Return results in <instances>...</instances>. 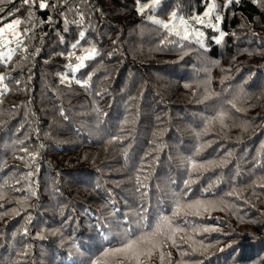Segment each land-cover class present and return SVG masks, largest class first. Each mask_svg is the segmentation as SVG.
Masks as SVG:
<instances>
[{"label": "trees", "instance_id": "1", "mask_svg": "<svg viewBox=\"0 0 264 264\" xmlns=\"http://www.w3.org/2000/svg\"><path fill=\"white\" fill-rule=\"evenodd\" d=\"M55 2L48 0L47 10L34 9L32 24L27 23L28 12L21 5V11L16 14L25 21L21 30L34 27V32L30 33L34 39L26 41L30 60L24 61L23 54L17 50L7 67L0 64V74L6 76L9 89L0 97L3 100L0 113L5 110L14 113L11 118L0 117L6 120L0 127V183L9 169L12 170L9 174L15 173L17 177L36 169L30 180L34 187L38 185L39 195L38 199L29 200L30 224L22 218L25 213L14 216L9 211L0 216V264L9 259L15 264H90L103 248L118 246L119 232L114 225H104L108 229L104 234L106 240L92 227L96 224L94 214L110 211L102 206L109 191L116 200L115 207L120 209L116 217L109 219L133 212L141 204L149 223L157 214L170 215L171 194L183 191V181L188 178L181 157H193L197 143L205 145L200 155L194 156L198 162L219 159L228 151L232 156L227 158L229 162L224 167L194 173V177L199 175L200 178L191 185L188 198H203V189L222 175L223 180L212 193L232 206L224 208L222 205L203 216L187 217L189 225L195 222L200 227L219 229L194 236L195 240L210 245L205 256L192 252L187 243L182 244L180 250L168 246L164 248L163 264H199L201 260L204 264H240L241 255L245 258L244 264H264V243L261 242L264 238V189L259 187L264 183L260 179L264 177V96H261L264 92V51L260 48L264 38V7L253 0H240L224 7L226 0H215L224 17L222 30L228 36L218 45L214 42L218 33L199 25L206 34L207 51L185 42V54L181 59L175 45L163 48L159 45L165 32L153 20L167 22L171 12L177 11L179 16L190 21L203 13L205 0H161L160 5L146 9L143 15L138 14L137 8L150 5L151 0H139V3L137 0H68L85 14L87 35L83 47L88 46L89 40L96 42L108 69L109 79L103 78L102 70L93 77L94 88L85 89L75 80L86 78L85 73L100 58L86 61L87 68L74 71L78 61L75 57L69 60L67 53L81 30L71 23L78 17L67 13L70 24L65 33L63 17L58 15L59 6L51 8ZM16 3L19 4V0ZM93 6L101 9L103 16L93 12ZM0 7L7 9L12 5ZM49 16L52 24L47 23ZM7 19L10 18L0 22H7ZM38 21L43 22L37 24ZM61 35L64 43L59 40ZM113 41H117L119 50L109 59L107 54L115 47ZM37 48L40 51L35 55ZM61 52L65 55L61 56ZM83 54L82 47L76 50V55ZM17 64L23 65L22 69H16ZM61 75L71 77V89L67 87L68 82L60 84ZM16 80L20 81L19 85ZM202 80L208 81L210 95L209 99L197 102L205 95L204 86L197 84ZM186 83L191 87L185 88ZM240 87L250 97L238 104L246 111H231L236 122L240 119L248 122V131L233 127V120L226 121L228 127L214 122L197 141L194 130L204 127V117L215 115L221 105L229 109V93ZM103 89L108 93L103 99L93 95L94 90ZM129 95L136 99L129 100ZM59 106L71 114V125L59 117ZM93 106L108 113L107 117H101L103 123L98 128ZM125 119L129 123L124 124V131L120 132L123 141L109 144V135L118 132ZM10 138L24 140L29 151H35L40 143L45 147L40 149L35 164L28 166L27 161L16 158L25 153L9 150ZM156 144H163L159 152L154 151ZM19 147L17 145V149ZM136 176L148 185L143 197L135 191ZM172 180L176 183H171ZM10 183L13 187L20 186L15 181ZM233 187L239 195L226 196ZM53 188L59 192L54 193ZM21 195L12 191L0 199L5 206L0 213L18 206L15 199L10 198ZM204 196L213 198L211 193ZM58 204L65 206L64 216L59 215ZM24 226L29 229L26 237L22 235ZM18 229L16 241L20 244L14 248L11 233ZM54 229L59 230L56 235H52ZM190 234L189 230L181 235L187 240ZM70 235L78 243L77 248L70 247L67 239ZM24 245H30L26 256ZM181 251L189 255L182 256ZM168 252L171 257L167 256ZM108 264L119 262L112 256ZM147 264H161L158 253Z\"/></svg>", "mask_w": 264, "mask_h": 264}, {"label": "snow or ice", "instance_id": "2", "mask_svg": "<svg viewBox=\"0 0 264 264\" xmlns=\"http://www.w3.org/2000/svg\"><path fill=\"white\" fill-rule=\"evenodd\" d=\"M139 3V0H137ZM206 8L202 14H197L193 17V19L202 27L207 26L208 28L214 29L218 35L214 37V42L216 44L223 43L228 33L222 30V24L224 21V17L220 15L217 4L215 0H205ZM240 0H226V4L224 7H229L234 3H239ZM161 0H151L150 5H144L143 7H138L137 12L140 15H143L146 9L155 8L160 5ZM253 3L258 4L260 7H264V0H253ZM11 4V8L0 7V21H3L5 18L7 22H0V64H4L5 67L8 66V63L13 60L14 54L19 50L23 54L24 61H29V48L26 41L31 42L34 39L33 35L30 33L34 32V27H27L21 30V25L25 23L21 18H19L16 14L21 11V5L24 6L25 10L28 12L27 23L32 24V12L34 9L38 8L39 10H47L50 5L48 0H39L37 4V0H19V4L16 3V0H0V5ZM59 6L60 11L58 15L63 17L64 28L63 31L67 33L69 31V18L67 13L72 12L77 19H73L71 21L72 24L76 25L77 28L81 29L78 32V36L75 38V42L70 45L71 51L67 53V57L71 60L75 57V60L78 61L75 65L74 71L79 72L85 68H87L86 61L96 60V58H100L95 66L88 72L85 73L86 78L84 79H76L75 83L82 88L85 89H93V77L96 73L103 72L105 73L104 79H109L108 69L106 68L103 60V52L102 49H99L96 46V42L89 40L87 41V47H83L82 42L85 41L87 30L84 29L85 25V14L80 11L78 6H73L68 3V0H56L55 3L51 4L52 9H56ZM93 12L99 13L103 16V11L99 8H95L93 6ZM215 13V15H213ZM43 21H38V23H42ZM47 23L52 24V17L49 16L47 18ZM153 23L162 28L165 34L160 38L159 45L163 48L164 46L175 45L177 49H179L180 58L183 59V55L185 54L186 43L187 44H197L201 49L207 51V46L205 44V32L200 30V28H196L194 25L190 24L188 19L179 16L177 11H173L170 14V18L167 22L159 19H154ZM249 31H252L249 28ZM46 34V33H45ZM235 35V33H232ZM255 33L253 32V36L255 37ZM59 40L61 43H64V36H59ZM14 45V47H13ZM113 45L115 47L112 51L108 52L107 57L109 59L112 58L113 54L119 50V46L117 41H113ZM83 48V55H76V50L78 48ZM260 48L264 51V38L261 39ZM3 49H6L3 50ZM39 49L35 50V55L39 54ZM252 54L251 52L249 53ZM61 56H64L65 53L61 52ZM23 65L17 64L16 69H22ZM15 70V69H14ZM238 70V69H237ZM229 72L231 70H228ZM227 78V77H225ZM71 77L67 75H61L59 77V81L61 85H64L66 82L67 87L71 89L72 85L70 83ZM6 76L0 74V85H3V88H0V97L3 96L4 92L9 91L8 85L5 83ZM15 83L17 85L20 84L19 80H16ZM198 86L203 85L205 89V95L198 99L197 102H203L204 100L209 99V89L207 87L208 81L202 80L197 81ZM185 88H190V84H185ZM107 89L103 90H94L93 95L97 98L103 99L105 95H107ZM140 95L143 96V92H140ZM214 95V93H212ZM261 96H264V92L261 93ZM250 97L248 93L244 90L243 87L238 89H233L229 93V97L227 98V104L230 105L229 109H226L223 105L215 110V115L211 117H204V127L200 131L194 130V135L197 138V141L208 132L209 127L214 123L218 122L221 127H228L226 121L233 120V127H240L244 131H248L250 125L245 119H240L236 122V118L233 116L231 110H235L236 113H243L246 111L245 108L238 107V104L245 102ZM129 100H135L136 97L129 95ZM3 103V100L0 99V104ZM15 106L13 105V108ZM93 111L95 112V125L96 128L103 123L101 117H107V112H102L98 107L93 106ZM14 113L11 110H5V112L0 113V117H8L11 118ZM33 115H35L33 113ZM58 115L64 121L71 125L72 116L70 113H66V110L63 106L58 107ZM6 123V120L0 119V127H2ZM129 123L127 119H125L122 124L119 126V131L112 133L109 135L107 142L109 144L114 142H122L124 137L120 135V132L124 131V124ZM95 130V129H93ZM11 131V129H8ZM78 131V129H77ZM37 139H40V131L39 128L36 129ZM47 135V134H46ZM155 135V134H154ZM152 143H156L155 140ZM211 143V141H209ZM17 145L20 147L17 149ZM45 145L40 143L35 151H29V146L25 145L24 140H11L9 139L8 148L9 150L15 152L18 150L19 152L25 153V155H21L16 157L21 161H27L28 166L35 164L38 156L40 155V149H43ZM130 147V145H129ZM205 147V145L197 143L194 151V156L200 155V152ZM163 148V144H156L154 151L159 152ZM193 157H181V162L186 166L185 171L187 173L188 178L183 181L184 190L180 192H173L171 194V214L163 215L157 214L154 218V221L149 223L148 216L145 214L146 209L143 204L139 206L133 212L125 213L122 216L116 219H109L110 217H116V214L120 212L119 208L115 207L116 200L114 199L111 191L106 194V198L102 202V206L106 209H110L106 214L103 215H95L93 216L96 224L92 225L94 230L101 233L102 237L106 240L107 236L104 235L108 229L104 227L105 224H112L116 227L119 232L118 238V246L116 247H105L100 252L99 256L90 261V264H108V258L115 256L116 260L119 264H147L148 261L151 260L154 254L159 255V259L161 264L165 259V251L164 248L171 246L180 250L181 245L187 243L192 252H199L200 256H205V253L208 251L210 245H206L203 240L197 241L194 239L195 235H200L202 233H208L209 231H219V229H210L207 226L200 227L197 226L195 222L189 225V221L187 217H200L204 214L210 213L212 210L223 205L224 208L231 207L232 205L228 204L223 197H216L215 193H212V189L216 188L218 184L223 180V176L217 178V180L213 183H209L204 189L202 193L203 198H188L189 193L191 192V185L196 183L199 180V175L193 176L194 173H200L202 171H207L216 167H224L229 161L228 157L232 156V152L228 151L221 156L219 159H209L203 162H198ZM125 160L128 159V151L125 149L124 151ZM36 169L33 171L27 172L22 177H17L15 173L11 175L9 173L12 172L9 169L8 172L4 173V178L2 183H0V199H4L9 192L22 193L19 198L11 197V199H15L16 205L11 209L6 210L3 213H0V216L7 215L10 211L14 216H21L22 213H25L22 216L25 219L26 224H30L32 222V216L28 213V207L30 206L29 200L31 198H39L37 187L33 186V182L30 178L35 174ZM236 175H239L237 173ZM264 180V177L260 178ZM21 180L24 181L21 184ZM147 180V177L144 178ZM11 181H15L16 185H20L19 187H13ZM171 183H176L175 180H172ZM99 186L97 185V188ZM148 185L145 182L141 181L140 176L135 177V191L140 194L141 197L146 195V189ZM261 189H264V183L259 185ZM52 191L54 193H58L59 189L53 188ZM211 193L213 198H208L204 196V194ZM228 197L238 196L239 193L236 188H232L230 191L225 193ZM4 204L0 203V209L4 208ZM58 213L60 216H64L65 206L63 204L57 205ZM223 210V209H222ZM183 217L184 219L177 222L179 218ZM191 232L188 235L187 240L182 233ZM58 229L52 230V235H56L58 233ZM20 232L13 231L11 233V240L13 242L12 246L15 248L19 241H16L17 233ZM29 229L27 226H24L22 229V235L28 236ZM70 242V247L77 248L78 243L71 235L67 238ZM190 242V243H189ZM261 242L264 243V238H261ZM61 243H64V240H61ZM25 252L23 253L25 256L27 255L26 249L30 247V245H24ZM221 252L224 251L223 248L220 249ZM182 256H188L189 253L187 251H181ZM168 257H171V252L167 253ZM244 256H240V264H244ZM4 264H15L14 261L9 259L5 261ZM199 264H204V261L201 260Z\"/></svg>", "mask_w": 264, "mask_h": 264}, {"label": "rangeland", "instance_id": "3", "mask_svg": "<svg viewBox=\"0 0 264 264\" xmlns=\"http://www.w3.org/2000/svg\"><path fill=\"white\" fill-rule=\"evenodd\" d=\"M189 23L194 25L196 28H199V24L194 19H190Z\"/></svg>", "mask_w": 264, "mask_h": 264}]
</instances>
